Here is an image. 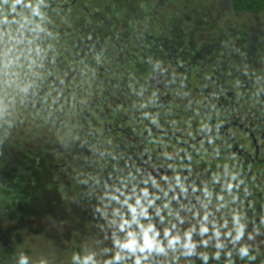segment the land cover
Returning <instances> with one entry per match:
<instances>
[{
	"label": "rangeland",
	"instance_id": "374dc122",
	"mask_svg": "<svg viewBox=\"0 0 264 264\" xmlns=\"http://www.w3.org/2000/svg\"><path fill=\"white\" fill-rule=\"evenodd\" d=\"M40 1L38 22L45 20L42 16H49L47 7L54 0ZM80 1L79 8H85L79 14V25L75 24L76 15H69L70 22L64 29L82 27V35L90 34L91 41L95 38L92 50L98 60L94 66L88 60L89 69L94 71L91 84L84 85L88 97L78 94L80 101L93 103L92 115L96 118L105 100H109L111 107L116 105L129 111L134 119H139V114L145 117L126 103L136 91L141 92L139 96L144 102L150 93L156 94L160 112L178 109L190 116L188 108L204 106L211 99L210 93H215L214 84H209L211 75H217L219 82L218 69L224 77L229 64L232 69L242 68L243 61L233 57V50L250 45L252 51L258 43L264 44V12L238 13L232 0ZM3 6L0 24L19 38L23 34V29L19 34L21 13L7 15L12 11ZM42 8H45L43 15ZM13 10H18L17 6ZM3 37L0 36V52L6 45ZM78 41L87 42L80 37ZM169 51L182 66L185 61L182 53L190 62L193 56L195 64H189L192 73L174 69L171 76L161 80L154 78L152 70L142 61H136L141 60L142 52L143 59L145 55L155 64L160 61L172 64ZM256 62L257 58L252 61ZM260 62L251 72L259 70ZM94 80L103 82L95 85ZM196 80L197 85L193 84ZM148 81L154 82L155 87L147 85ZM222 88L223 85L218 86L222 95L218 98L222 104V108L218 104V113L214 106L208 113L200 112L199 121H194L207 126V131L214 130L216 125L222 128L219 122L227 115V102L247 100L242 98L244 91L239 92L235 86L231 88L234 99L223 97ZM112 94L115 98L111 101ZM250 94L253 96L254 91ZM171 111L173 117L181 116L179 111L175 114ZM31 113L15 101L8 88L0 90V117L9 122L7 131L0 134V264H18L22 254L28 257V264H84L85 258L88 264H190L203 256L212 258L231 251L232 245L264 254V196L261 197L262 190L247 175L245 185L250 186L251 192L236 188L234 170L228 176L220 174L221 177L212 173L216 177H211L209 183L217 185L200 189L203 198L200 214L189 219L187 213L177 210L169 213L167 201L158 204V192L147 191L146 184L137 190L133 180L138 175L131 177L130 171H116L117 175L111 177L109 167L116 162L102 164L104 171L95 170L99 161H91L93 171L84 173L81 169L72 176L51 169L49 150L60 136L52 128L44 134L45 126L35 122ZM176 122L178 125L183 121ZM201 143L203 153L211 152L210 159H205L212 164L220 149L215 150L212 140ZM35 144L41 149H35ZM27 150L33 155L24 157ZM34 154L37 158H33ZM36 159L38 165L33 164ZM228 159L222 157L227 164ZM235 171L242 173L237 168ZM98 172L104 177L96 178ZM121 175L126 177L125 182ZM198 184L201 186L202 181ZM151 213L160 218L150 216ZM241 228L243 235L236 240ZM145 236L151 248L145 243ZM129 243L133 244L132 248L125 247Z\"/></svg>",
	"mask_w": 264,
	"mask_h": 264
},
{
	"label": "flooded vegetation",
	"instance_id": "af4514ba",
	"mask_svg": "<svg viewBox=\"0 0 264 264\" xmlns=\"http://www.w3.org/2000/svg\"><path fill=\"white\" fill-rule=\"evenodd\" d=\"M78 2L81 3L80 0L52 1L47 7L49 16H42L41 18L45 20L41 19V22H38L40 17L31 15L33 9L28 5L40 7L42 5L40 0H31L29 4L26 1L16 4L18 10H13L14 2L10 4L0 1L1 16L4 15L2 7L5 5L8 11H12L7 15L18 12L24 20L21 19L19 34L22 29L23 34L19 38L5 30L7 26L0 24V36H5L3 38L6 41L0 52V79L3 82L0 90L8 88L21 107L33 112L31 114L34 115L35 122L43 123L45 126L44 134L53 128L60 136L49 150V154L51 153L48 157L49 167L60 169L63 171L62 174L72 176L73 173L76 175V172L80 173L81 169L84 173L93 171L91 161H99L95 170L104 171L105 169L101 168L102 164L116 162L109 167L112 171L111 177L117 175L116 171H130L131 177L138 175L133 180L137 190L146 184L147 191L158 192L156 196L160 201L158 204L167 201L169 213L177 210L181 214L187 213V218L193 219L192 216L200 214V206L203 203L202 195L199 194L200 189L216 187L217 184L209 183L211 177H221L220 174L231 175L224 169L227 163L222 161V157L226 156L231 158L230 166H233L236 188L251 192L250 186L245 185L247 175L259 191L262 190L259 193L261 197L264 196V60L260 62L262 64L259 68L260 73L251 79L247 78L249 82L245 84L230 78L231 71L227 72L229 68L225 70L224 77L222 71L218 69L222 80L218 82L217 75L216 77L211 75L209 78V84H214L215 93H210L211 99L204 103V106L195 105L188 108L190 116L178 109L169 110L168 113L166 112L168 109L160 112L157 105L140 102L143 100L139 96L141 92L136 91L129 95V101L126 103L136 113L143 112L145 117L139 114L140 118L134 119L129 111L116 105L111 107L109 100H105L104 108L96 118L92 115L93 103L80 101L78 94L79 92L81 97H88L84 85L91 84L94 75V71L89 69L88 60H92L93 66L98 60L92 50L95 38L91 41L93 36L82 35V29L73 27L64 29L70 22L69 15H76L78 22L79 14L84 11L85 7L79 8ZM44 9H41V15L45 14ZM78 37L87 42L80 43ZM139 55L141 60H136L137 63L139 61L146 63L149 70L156 67L162 69L161 73H153L154 78L158 77L161 80L171 76L174 69L177 72H181L182 69L184 73L191 74L189 64H195L193 56L190 62L185 53H182L181 57L185 59L183 66L172 54H170L172 64L164 61L155 64L145 55L143 59L142 52ZM94 82L97 85L103 81ZM197 83L198 80L193 84ZM147 85L154 87L155 83L148 81ZM219 85H223L222 89H225L223 97L233 99L232 87L235 86L238 91L247 90L248 93L245 92L242 96L247 100L234 103L231 99L227 102V115L219 122L222 123V128L218 129L216 125L214 130L207 131V126L199 122L196 124L194 121H199L200 112L208 113L217 106L218 113V104L222 108V104L218 102V98H222V95H218ZM252 90L253 96L250 94ZM114 98L115 94H112L111 101ZM150 110L152 112L148 115ZM170 111L173 114L179 111L181 116L173 117L169 114ZM106 114L109 115L107 119L104 118ZM178 119L180 122L183 121L182 124L176 125ZM6 120L3 116L0 117V134L5 133L9 127ZM196 129L200 131L195 132ZM205 140H212L215 150L220 149L218 156L221 157L216 156L217 159L212 164L205 159L210 157L211 152L203 153L204 144L201 142ZM209 143L212 142H207ZM191 146H195V149ZM33 147L41 149L38 144ZM28 148L32 149L30 146ZM31 153L33 152L27 150L24 157ZM33 158L37 156L34 154ZM38 163L39 160L36 159L33 164ZM236 168L243 174L237 173ZM98 173L95 175L96 178L103 176ZM6 174L8 173L3 172V175ZM120 178L125 182V176L121 175ZM200 181L201 186L198 184ZM7 187L10 188L9 184ZM191 204H198V207ZM150 216L160 218L156 213H151Z\"/></svg>",
	"mask_w": 264,
	"mask_h": 264
},
{
	"label": "trees",
	"instance_id": "16d2710c",
	"mask_svg": "<svg viewBox=\"0 0 264 264\" xmlns=\"http://www.w3.org/2000/svg\"><path fill=\"white\" fill-rule=\"evenodd\" d=\"M234 10L238 13L259 14L264 12V0H232ZM242 246L232 245L231 251L215 257L203 256L190 264H264V254L248 249V255L241 258L239 250ZM184 264V263H180Z\"/></svg>",
	"mask_w": 264,
	"mask_h": 264
},
{
	"label": "crops",
	"instance_id": "0c3cea01",
	"mask_svg": "<svg viewBox=\"0 0 264 264\" xmlns=\"http://www.w3.org/2000/svg\"><path fill=\"white\" fill-rule=\"evenodd\" d=\"M84 13V12H83ZM82 13V14H83ZM80 19V18H79ZM79 19H78V22H75V24L76 25H79ZM65 25V24H64ZM82 27H76V29H81ZM240 31V30H239ZM252 38V37H251ZM251 40V39H250ZM252 41V40H251ZM153 42H154V40H153ZM157 43V42H156ZM257 42H253V44L255 45ZM264 44H262V43H258L257 44V46H259V47H257V46H254V48H253V50L252 51H249V48H250V45L249 46H247L245 49H243V48H236L235 50H233L234 52H233V57L234 58H237V59H241L242 61H243V66H242V68H239V69H234V70H231L232 68H231V66H229L228 68V70H227V72H229V70L231 71V77H232V79H234V80H236V81H239L240 82V84H244V82L246 81V79L248 78V77H253L254 75H257V73H260L259 71L260 70H256V71H253V72H251V68L254 66V65H256L260 60L261 61H263L264 60V48L262 47ZM155 46H156V44H155ZM158 48H160L159 46H158ZM230 50H232V49H230ZM247 53V54H246ZM256 56H259V57H256ZM255 58H257V62L256 63H252V61H254V59ZM146 63H144V65H145ZM159 68V67H158ZM157 67L154 69V70H152V72L153 73H161L162 71V69L161 68H159L158 69ZM251 72V73H250ZM218 78H220L221 80H222V76H221V73L220 72H218ZM0 85H3V82H2V80L0 79ZM156 85V84H155ZM155 85H153L154 87H155ZM239 91H241V90H239ZM246 91H244V93H245ZM243 93V94H244ZM218 95H220V94H218ZM155 96H156V94H153V93H150L148 96H147V99H148V101L147 102H144L143 100H141L140 102H143V104H147V105H149V104H155V105H158V103H157V101H156V99H155ZM157 103V104H156ZM7 122H8V120H6ZM11 121H12V123H14V117L11 119ZM53 129V128H52ZM54 130V129H53ZM26 149V148H25ZM30 149V148H29ZM26 153H24V155H25ZM28 156H30V155H28ZM31 156H32V154H31ZM27 157V156H26ZM230 162H231V158L229 157V159H228V163L229 164H226L225 166H224V169L225 170H228V172H231V171H233V168H232V166H230ZM222 169V168H221ZM223 169V170H224Z\"/></svg>",
	"mask_w": 264,
	"mask_h": 264
},
{
	"label": "clouds",
	"instance_id": "9594fccd",
	"mask_svg": "<svg viewBox=\"0 0 264 264\" xmlns=\"http://www.w3.org/2000/svg\"><path fill=\"white\" fill-rule=\"evenodd\" d=\"M7 2H8V0H3V3H7ZM22 2H23V0H14L13 7H15L16 4H20ZM28 7H32V5L29 4ZM33 14L39 15V8L38 7L33 10ZM204 231H206V229H204ZM242 235H243V229L241 228L240 231L238 232L237 236H236V240H239L242 237ZM145 243L148 244L147 236H145ZM125 247L132 248L133 244L129 243V244L125 245ZM148 247L151 248L152 245L148 244ZM141 251H144V249L141 248ZM239 253H240L241 258L247 256L248 255V248L247 247L240 248ZM18 264H28V257H26L22 254L19 258ZM84 264H88V258H85Z\"/></svg>",
	"mask_w": 264,
	"mask_h": 264
}]
</instances>
